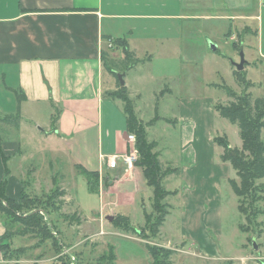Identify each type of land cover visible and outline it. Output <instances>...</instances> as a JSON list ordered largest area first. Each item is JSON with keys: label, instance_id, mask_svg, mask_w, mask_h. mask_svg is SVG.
<instances>
[{"label": "rangeland", "instance_id": "374dc122", "mask_svg": "<svg viewBox=\"0 0 264 264\" xmlns=\"http://www.w3.org/2000/svg\"><path fill=\"white\" fill-rule=\"evenodd\" d=\"M199 1L185 0L183 7H194ZM179 4L180 0H173L168 8L166 5L154 11L159 16L158 20L153 21V25L157 26L151 30L154 33L153 38L143 34L142 41H139V57L134 50L138 60L126 61V66L133 65L125 76L126 87L129 89V97L135 106L136 115L148 125V141L155 143V151L160 153V159L166 166L174 170L180 169V173L174 172L162 182L167 194L159 202L169 213L160 232L152 236L148 230L150 221L146 216L151 215L153 218L154 214L155 217L158 214L153 208L156 202L151 188L149 192L139 195L140 199L138 196L135 204L129 209L115 204V196L105 197L106 204L109 205L107 213L111 210L117 214L125 211L132 229L126 231L117 227L112 224L113 219L110 220L107 216L103 221L102 218L100 220L99 208L102 207V201L98 190L91 192L85 182L86 177L74 170L70 158L59 156V143L51 145L45 141L42 129L47 128L46 125L49 127L51 122L56 124L52 117L58 116L57 110L50 105H27L28 110L22 114L20 129L13 124H2L0 137L3 140H16L21 144L20 148L26 160L19 161L18 166L22 172V180L27 184L25 186L24 183L26 194L30 196L26 200L49 199V195L55 194L51 199V207L40 210L53 238L50 237L42 243L43 245H39L41 239L46 237L44 234H26L22 237V224L13 223L5 219V216L0 217V221L6 223L9 231L21 235L11 239V248L20 250L15 251L5 264H108L109 260L114 264H151L152 258L147 245L173 250V264H264V179L255 183L260 190H255L253 194L259 201L237 196L230 179L239 183L240 178L228 162L225 165L230 169L229 176L219 182L217 189L212 187L211 181L204 191L201 183H195L192 186L193 196L190 193L184 201L185 184L180 178L182 161L179 144L181 115L196 114L201 116L199 129L205 119L203 121H207L208 125L213 124L214 135L227 137L232 147H242L238 125L222 117L214 105L229 104L234 100L229 95L235 91L240 94L246 88L254 99L264 97V57L250 52L249 44H253L256 49L258 39L249 34L251 31L248 27L238 24L237 34H240L243 40L242 50L250 64L247 65L248 69L244 68L239 72L235 64L241 61V55L235 40L241 38L236 36L235 40H231L225 35L229 31L230 23L183 19L182 14L188 15V11L180 9ZM151 6L152 4L148 7ZM235 27L236 25L230 27L232 32ZM210 43H214L217 49L213 50ZM117 46L122 49L115 57H126L125 48L120 43H112L107 47L111 56L119 48ZM109 72L111 73L107 70L106 77H109ZM5 75L0 73V117L11 114L18 104L17 98L12 99L6 94L9 89L5 83H9L8 79L11 78ZM244 77L247 82L242 84L240 80ZM183 100L190 102L184 103ZM119 101L124 106L123 101ZM200 109L201 112H198ZM209 114L214 115L213 119L209 118ZM207 131L204 129L205 133ZM262 137L264 139V131ZM55 139L58 140V137ZM129 148L131 147L128 144ZM195 148L198 159L205 160L206 147L204 150L196 143ZM221 151L223 152V148ZM220 159L221 156L219 158L217 154V160ZM15 162L11 159L8 166L11 168ZM204 165L201 162L202 170ZM135 168L136 165L125 170L130 173H124V178H128L129 184L132 180L133 189H138L144 177L140 168ZM198 169L200 168H196ZM50 170L52 174L48 173ZM104 171L110 174V177L103 179L102 173L99 186L105 191H111L113 189L110 186L114 183L112 180L117 181L122 177L123 171ZM9 177L5 173L3 180L8 182ZM117 186H123L121 189L126 187L121 184ZM66 189L71 192V196H68ZM126 199L130 200L128 197ZM16 201L20 202V197ZM204 204L208 205V210H211L212 206L207 216L197 210L202 209ZM240 204L245 212H249L247 216L240 211ZM194 205L200 207L195 209ZM253 208L260 211L255 219L250 215ZM24 211L26 210L17 212V216L26 217L31 213ZM87 214L91 215L92 222H86ZM117 214L110 216L115 217ZM185 233L190 234L192 238ZM253 239L258 245L257 250L252 247ZM59 248L60 253L57 254ZM65 248L69 249V252H65ZM52 255L56 257L49 259Z\"/></svg>", "mask_w": 264, "mask_h": 264}, {"label": "crops", "instance_id": "0c3cea01", "mask_svg": "<svg viewBox=\"0 0 264 264\" xmlns=\"http://www.w3.org/2000/svg\"><path fill=\"white\" fill-rule=\"evenodd\" d=\"M172 2L173 0H0V73L11 78L8 79L9 83H5L7 88L25 94L22 114L28 110L27 105H50L57 110L58 116H50L51 121L53 118L56 124L51 122L49 127L46 125L47 128L42 129V132L45 133V141L48 144L55 145V142L60 144L59 156L70 158L77 172V165H81L90 171H99L100 175L103 173L104 179L110 177L104 170L123 171L122 177L117 176L120 177L117 181L112 180L113 185L109 182L113 190L105 191L99 186L97 192L102 201L99 217L102 221L105 216L117 214L114 210L107 213L109 209L105 201L107 195L115 196L117 201L115 204L129 209L139 195L149 192L144 178L139 188L133 189L132 180L129 184L128 178H124L125 174L128 175L130 172L125 171L123 163L113 169L106 163L105 158L126 152L128 141L127 118L121 101L112 100L107 96V92L117 89V84L114 74L109 72V77H106L108 73L103 64L102 53L109 52L107 47L115 44L116 39L123 38L128 49L133 52L136 50L139 57L141 36L147 34L153 38L154 33L151 30L157 28L153 21L158 20L159 15L154 11L166 5L168 8ZM184 2L185 0H180L182 10ZM150 4L152 6L148 7ZM184 9L188 11V15L182 14L183 19L230 23L229 31L225 35L231 40H235L236 36L240 38V34H237L238 24L248 27L247 29L251 31L249 34L258 39L256 49L253 44H249L250 52L264 57V0L243 2L200 0L196 6L190 5ZM232 25H236L233 32L230 28ZM117 47L119 48L111 57L122 61L124 56L115 57L122 49L120 46ZM177 64L179 65V62ZM247 65L250 66L249 63L246 64L245 69H248ZM120 66H116L114 70L120 71L123 64ZM129 72L130 70L126 75ZM7 91V96L16 100L15 94ZM183 102L187 103L190 100ZM198 112H201V109ZM212 112L214 114L213 109ZM213 114H209V118L213 119ZM200 118L201 116L196 114L181 115L180 178L185 184L184 201L190 193L193 196L192 186L195 183H201L204 191L211 181L212 187L217 189L219 182L229 176L230 169L225 165L228 162L217 160V154L220 158L222 148L215 142L218 136L214 135L213 124L208 125L203 119L199 129ZM204 129L206 131L208 129L207 133ZM56 136L58 140L55 139ZM196 143L204 150L206 147L205 160L198 159ZM2 144L0 183L4 174L8 172L10 177L6 185V194L17 200L24 190L18 162L26 160L25 154L20 148L21 144L16 140L5 139ZM4 155L8 157L7 161L4 160ZM11 159L16 162L10 168L8 163ZM200 161L205 164L203 170ZM52 163L51 161V166ZM138 168L136 166L135 170ZM52 171L48 173L52 174ZM64 181L68 183L67 180ZM85 182L88 185L86 179ZM118 184L126 187L121 189L123 186H117ZM70 193L67 190L68 196H71ZM126 197L130 200L128 201ZM194 207L196 209L200 206ZM210 208L212 210V206ZM197 210L206 216L208 211H211L208 210L207 204ZM125 213L118 212L127 215ZM90 216L85 215L86 222H92ZM5 232V223L0 221V237ZM185 235L192 238L190 234ZM55 257L52 255L49 259ZM6 261L0 250V264H5Z\"/></svg>", "mask_w": 264, "mask_h": 264}, {"label": "trees", "instance_id": "16d2710c", "mask_svg": "<svg viewBox=\"0 0 264 264\" xmlns=\"http://www.w3.org/2000/svg\"><path fill=\"white\" fill-rule=\"evenodd\" d=\"M117 43H120L121 45L123 44L125 48L126 57H124L122 61H117L111 57L108 51H103L102 53L104 67L106 70H109L112 74H114L117 84V89L107 92V96L112 100L120 99L123 101V111L127 118V134L132 133L136 137V146L138 150V160L136 162V166L140 168L146 184L152 189L153 197L156 202L153 208L158 211L156 217L155 214L154 217L152 216L153 218H151V215L146 216V218L150 221L148 230L151 232L152 236H155L160 232V228L164 224L169 213V211L159 202L167 194L162 182L172 173H180V169L178 168V170H174L172 167L166 166V164L161 161L160 153L155 151V143L148 141V125L144 124L136 115L135 106L129 97L127 87L120 86L116 71L114 70L115 67L122 63L123 67L120 71L123 72L127 69L129 70L133 67V65L126 66V61L129 59L131 61L138 59L135 57V53L128 49L125 39L119 38L115 41L116 45ZM236 43L238 44V47L241 48V43H243L242 38L237 40ZM109 63L112 65L109 66ZM240 81L242 84L247 82L245 77ZM8 89L16 94L18 104L14 113L6 114L5 116L0 117V127L2 124H13L16 128H19L22 120V103L26 97L22 91L12 88ZM229 96L234 100L229 102V104H215V110L231 123L238 125L242 139V147H232L229 139L225 136L216 137L215 142L223 148L221 159L225 162H229L235 169L237 176L240 178L239 183H237V180L230 179L234 192L237 196L251 198L252 201H255L256 199L259 201V198H257L253 192L255 190H260L259 186L255 184L257 180L264 179V139L262 137L264 131V97L254 99L251 92H249L247 88L240 94L235 91ZM2 142L3 139L0 137L1 152ZM3 158L6 161L8 159L5 155ZM77 169L86 177L87 183L92 192L99 189V171H90L81 165H77ZM6 174H8V172ZM24 183L26 186L27 184L25 181ZM6 185L7 180L4 179L0 183V217L5 216V219L11 220L13 223L22 224L24 226L22 231L23 233H21L24 234L22 237L26 234H44L46 237L41 239L42 241H40L39 245L44 243L48 238H53L51 232L45 225L40 210L51 207L50 205L53 204L51 199L55 197V194L49 195V199L36 198L33 201H30L26 200L27 197L30 196L26 194V188H24L20 195V202H17L16 199L7 196ZM56 191H58V189H56ZM241 206L242 204L239 205L240 211L247 216L249 212H245ZM21 210H26L24 213L27 211H31V213L26 217L17 216V212H20ZM250 213L251 217L255 219L260 214V211L253 208ZM112 224L117 225V227H121L126 231L132 229L129 217L122 214H117L113 218ZM18 234L19 233H15L14 231H9L6 226V232L0 237V250L3 252L5 259L12 257V254L15 251L18 252V250H20H13L10 246V241L14 236H21ZM147 249L152 258L151 264H173V250L164 247L156 248L151 245H147ZM56 253H60V248L58 252L56 251ZM111 257H114L113 254H111ZM108 264L114 263L109 260Z\"/></svg>", "mask_w": 264, "mask_h": 264}, {"label": "built area", "instance_id": "2783aa9c", "mask_svg": "<svg viewBox=\"0 0 264 264\" xmlns=\"http://www.w3.org/2000/svg\"><path fill=\"white\" fill-rule=\"evenodd\" d=\"M127 141L129 147L131 148H129L126 152L122 154H115L109 158H105L106 163L110 168H117L120 163H123V165L125 166V170H129L135 167L136 162L138 160V150L135 144V135L132 133L127 134ZM65 252H69V249L65 248Z\"/></svg>", "mask_w": 264, "mask_h": 264}, {"label": "water", "instance_id": "95a60500", "mask_svg": "<svg viewBox=\"0 0 264 264\" xmlns=\"http://www.w3.org/2000/svg\"><path fill=\"white\" fill-rule=\"evenodd\" d=\"M210 46H211V48L213 50L217 49V46L214 43H210ZM240 55H241V61L239 63L235 64L236 67H237V70L239 72L243 71L244 68H245V65L248 63V61L245 59V55H244V52L242 50V46L240 48ZM126 73H127V70H125L123 72H121V71H117L116 72L118 80H119V84H120L121 87L126 86V80H125ZM109 219L112 220L113 216H110ZM252 247H253L254 250L258 249V245H257V243H256V241L254 239L252 241Z\"/></svg>", "mask_w": 264, "mask_h": 264}]
</instances>
